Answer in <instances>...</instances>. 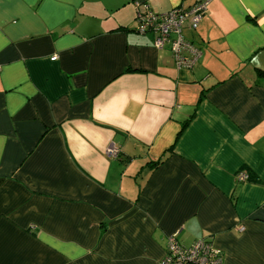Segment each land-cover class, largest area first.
Wrapping results in <instances>:
<instances>
[{
	"label": "crops",
	"instance_id": "obj_1",
	"mask_svg": "<svg viewBox=\"0 0 264 264\" xmlns=\"http://www.w3.org/2000/svg\"><path fill=\"white\" fill-rule=\"evenodd\" d=\"M200 1L0 0V264H264V0H209L192 69L136 32Z\"/></svg>",
	"mask_w": 264,
	"mask_h": 264
},
{
	"label": "built area",
	"instance_id": "obj_2",
	"mask_svg": "<svg viewBox=\"0 0 264 264\" xmlns=\"http://www.w3.org/2000/svg\"><path fill=\"white\" fill-rule=\"evenodd\" d=\"M209 2L202 0L188 9L179 7L167 13H155L147 6H143V10L137 11L136 32L142 35L153 34L156 49L169 47L178 68L192 69L202 52L184 39L183 31L187 28L197 29ZM139 7L141 6L139 5L138 9ZM107 153L114 157L118 156V150L114 146L109 147ZM247 178L245 173L237 175L240 182L246 181ZM223 262L222 252L209 240L199 239L191 246L184 247L178 242L176 235H172L167 239L166 252L161 264H223Z\"/></svg>",
	"mask_w": 264,
	"mask_h": 264
},
{
	"label": "trees",
	"instance_id": "obj_3",
	"mask_svg": "<svg viewBox=\"0 0 264 264\" xmlns=\"http://www.w3.org/2000/svg\"><path fill=\"white\" fill-rule=\"evenodd\" d=\"M157 165H158V164H155V163H154L153 166H152V168H155Z\"/></svg>",
	"mask_w": 264,
	"mask_h": 264
}]
</instances>
